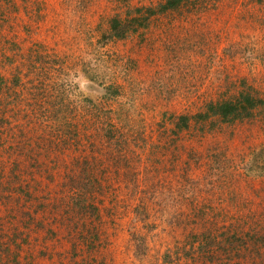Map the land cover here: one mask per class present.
<instances>
[{
    "label": "rangeland",
    "instance_id": "rangeland-1",
    "mask_svg": "<svg viewBox=\"0 0 264 264\" xmlns=\"http://www.w3.org/2000/svg\"><path fill=\"white\" fill-rule=\"evenodd\" d=\"M162 1L0 0V125L5 128L2 133L0 126V178L15 166L10 155L20 145L14 157L21 160L26 181L33 192L50 193L36 207L29 237H7L0 253L14 249L19 264H203L201 257L187 254L184 242L192 227L189 198H209L205 191L217 190L218 181L229 191L233 179L239 200L254 202L264 195V106L232 124L193 118L178 134L166 115L193 116L205 102L249 87L264 100V0H189L151 16L147 26L122 39L104 36L117 13L124 17L129 7L136 14L134 9ZM35 49L41 55L36 63L27 57ZM41 65L51 68L43 73L52 82L34 92ZM22 78L23 84L17 80ZM59 106L64 109L55 114ZM82 113H91L94 124H107L105 119L116 124L114 137L95 130L102 139L91 152L96 157L80 163L76 148L56 151L53 144L72 142L70 123L77 116L81 124ZM159 125L167 129L161 136L167 133L174 141L169 148L152 144ZM88 133L92 137L94 130ZM47 140L53 141L52 151L40 153ZM75 163L87 167L92 178L86 184L71 182L64 171L65 176H51ZM75 190L79 205L67 198ZM93 192H98L96 209L86 203ZM229 200L214 206L230 212ZM0 264L9 262L0 256Z\"/></svg>",
    "mask_w": 264,
    "mask_h": 264
},
{
    "label": "trees",
    "instance_id": "trees-1",
    "mask_svg": "<svg viewBox=\"0 0 264 264\" xmlns=\"http://www.w3.org/2000/svg\"><path fill=\"white\" fill-rule=\"evenodd\" d=\"M187 1L189 0H164L158 3L157 6L155 5V7L150 6L143 8L141 7V9H134V12L139 15L133 14L131 11L132 9L128 7L124 17L117 13L109 19L108 33H106L104 36L122 39L126 36L127 32H135L139 27L147 26L151 16H157V14H162L170 10H176ZM37 51L38 49H35L33 52H31V50L29 51V54L27 55L29 61L32 60L34 63H36L38 62L37 60H40L39 56L41 55L39 53L37 54ZM36 54L38 56L35 57ZM45 63L54 66L56 62L48 61ZM46 69L51 68H43L42 65L40 66L39 72L35 76V84L31 85L32 91L36 92L41 85L44 86V84L52 82L48 72L43 73V71ZM1 78L2 77L0 76V79ZM17 80L23 84V78L21 81L19 79ZM37 81L40 83L39 85L37 84ZM53 86L56 88L55 83H53ZM33 97H35V93H33ZM59 101L61 104H63L62 99ZM37 106L38 105L36 103L35 107ZM256 106H264V100L257 98V96L253 93L252 88L249 87L247 89L244 88L238 91V93L233 97L231 95L226 97L222 96L205 102V104L202 106L203 108L197 111L195 115L193 114V116L187 113H166V115L168 116L172 125L176 128V131H173V134H178L180 131L190 127L189 122H191L193 118H196L197 122L205 120H210L209 122H211L213 119L217 118V122L219 124H232L236 122V120H243L244 118L250 117L253 108ZM63 109L64 106H59V108L55 110V114ZM88 112L90 111L88 110ZM90 114L91 113H84L82 115L83 122L81 124L76 122L79 120V118L76 116L75 123H70L71 128L69 130L70 136L72 135L74 139L72 142L67 141L68 145L65 144V141L64 145L66 146L59 145L56 142L53 144L54 147H57L56 151H62L64 149H72V151H75L76 148V157L82 158L80 159V163L86 159L90 162V160H93V157H96L91 152L94 150V148H96L95 145L98 143V140H102H97V133H101L104 137L109 136V134L110 136L114 137L115 134L112 127L116 123L111 122L110 119H105L109 120L107 124H94L92 121H90ZM17 115L18 113L14 111L13 116L17 117ZM123 117H126L125 113ZM24 118L27 117L25 116ZM36 120L39 119L36 118ZM100 120H103V123L105 122L104 119ZM117 120L118 117L115 115L114 121ZM216 124V122L211 123L210 128L215 127ZM132 125L133 131L131 130V132H137L138 136V131H135L134 129L135 124ZM0 126L2 127L3 133L5 130L4 123H2ZM138 126L140 125H136V127ZM202 127L204 126H201V128ZM90 130H94V135L92 137L88 133ZM165 130H167L165 127H161L159 125L157 129L153 131V145L157 146L160 144L163 147L169 148L170 144L174 142L169 137L167 138V133L162 134L163 136H161V133ZM139 131H143V128H140ZM156 138L158 141H156ZM54 139L55 138H53V140ZM141 139L144 140V136L142 134ZM51 142L53 141H42L39 152H43V154H49L48 150L52 151L53 149L49 147V143ZM114 142L116 144L121 142L119 136L114 138ZM143 144L147 145V141H144L142 146ZM18 148H20V145H17L14 152H16ZM78 150L86 151V153L84 152V154L79 157ZM14 152L12 155H10L11 159L9 164H15V166L10 167L8 171L4 172L0 178V241L5 240L7 237L9 240L23 237V234H25V237H29V233L27 231L29 228L28 224L35 218V213L38 211L36 207L39 206L41 208L42 204H45L47 201V196H50V193L41 194L33 192V188H31L32 184L29 181H26V177L23 174L25 168L24 166H21L22 163L21 160L18 159V156L14 157ZM108 156L110 155H107V157ZM27 157L28 156H26V158ZM213 157H215L214 154ZM194 160L197 161L198 158L196 157ZM215 162H218V159H216ZM36 169L37 165H35V169L32 171L33 174H35ZM63 171L67 172V176L71 182L76 181L77 179H83L85 180L84 184H86V180L92 178L91 175L87 176V167H84L79 163H75L69 168H62L59 173H54L51 176H65ZM11 177L12 179H10ZM234 178H237L236 174ZM14 179H16V182L14 185H12ZM185 179H187L186 182L190 180L188 178ZM3 180H8V183L3 182ZM55 181L56 179H53L52 182ZM96 185L101 184L97 183ZM186 185L188 186L190 184L185 183V186ZM220 185L221 184H219L218 181V184L216 185L217 190L212 187L211 189L205 191V193L209 195V198L207 199H202V197H199L198 199L194 198L190 200L189 198V201L192 204L189 206L187 205L186 208L189 210L187 216H192L191 219L188 220L192 224V227L184 236V242L187 244V246H189V252H187V254H195L198 257H201L203 259V264H244L242 260L247 257L250 258L251 261L253 260L254 263L252 262V264H264V252L261 253L259 251L260 247L264 246V195L261 196V199H256L254 202L249 201V199H247L245 196L243 200H239L238 194L242 193L238 191L236 180L234 181L233 179L231 187L232 189H229V191L223 190ZM97 189L100 192L99 186H97ZM240 190L243 192V187H241ZM102 192L103 191H101L99 195H101ZM77 193L78 191L75 190L72 192L71 196L67 197L69 203L72 205L73 202H75L76 205L80 204V196L77 199ZM96 193L98 194V192H93V194H89V197H86L88 199L86 203L95 209L98 208L96 204L98 203L96 200ZM224 196L227 199L229 198L231 205H233L231 207L233 210L230 212L227 208L214 206V204H217L215 203L216 201H218V203L223 202L226 199ZM52 200L53 199L50 201ZM93 201H95V203ZM256 205H258V208ZM84 208L86 207L84 206ZM222 211H225L224 215L221 214ZM177 222L180 223L178 220ZM182 222L187 221L183 220ZM10 231H12L11 235L16 237H9ZM182 247L185 246L183 245ZM0 256L5 258L9 264H19L20 262L18 260V254L14 249L7 248L2 253H0Z\"/></svg>",
    "mask_w": 264,
    "mask_h": 264
}]
</instances>
